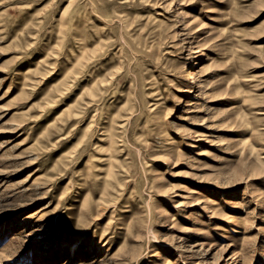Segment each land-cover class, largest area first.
<instances>
[{
	"label": "rangeland",
	"instance_id": "1",
	"mask_svg": "<svg viewBox=\"0 0 264 264\" xmlns=\"http://www.w3.org/2000/svg\"><path fill=\"white\" fill-rule=\"evenodd\" d=\"M70 1L0 0V264H264V0Z\"/></svg>",
	"mask_w": 264,
	"mask_h": 264
},
{
	"label": "bare ground",
	"instance_id": "2",
	"mask_svg": "<svg viewBox=\"0 0 264 264\" xmlns=\"http://www.w3.org/2000/svg\"><path fill=\"white\" fill-rule=\"evenodd\" d=\"M70 1V0H69ZM70 3H71V5H73V3H76L75 2V0H71L70 1ZM76 5H74V9H73V12H74V15H75V13L77 12V10H76ZM78 9V8H77ZM80 10V9H79ZM81 12V11H80ZM76 21H75V23L78 25V22H79V20H77V19H75ZM200 65H198L197 67H199ZM196 69L195 68H192L190 71H189V73H188V75H193V74H196ZM94 104H96V103H94ZM88 105H90V104H88ZM84 113V112H83ZM87 116V115H86ZM86 119V118H85ZM102 134V133H101ZM102 138H103V136H101ZM94 142V141H93ZM89 144V143H88ZM104 144V143H103ZM91 145V144H90ZM102 146V145H101ZM93 148V147H92ZM107 155V157H108V159H110V157L112 156V153L110 152V154H106ZM107 162L108 163H111V161L110 160H107ZM75 243V242H74Z\"/></svg>",
	"mask_w": 264,
	"mask_h": 264
}]
</instances>
